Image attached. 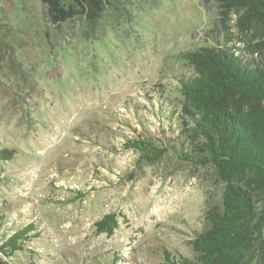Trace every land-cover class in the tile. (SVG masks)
<instances>
[{
	"label": "rangeland",
	"instance_id": "obj_1",
	"mask_svg": "<svg viewBox=\"0 0 264 264\" xmlns=\"http://www.w3.org/2000/svg\"><path fill=\"white\" fill-rule=\"evenodd\" d=\"M100 6L90 18L80 6L53 20L42 0H0V44L20 62L6 70L0 54V149L16 151L0 162V243L29 223L39 232L11 264L192 258L207 208L221 202L215 167L184 161L173 142L179 80L194 74L183 54L233 44L256 57L234 35L226 41L216 0ZM138 138L167 152L138 161L124 147ZM110 212L118 227L97 233Z\"/></svg>",
	"mask_w": 264,
	"mask_h": 264
},
{
	"label": "trees",
	"instance_id": "obj_2",
	"mask_svg": "<svg viewBox=\"0 0 264 264\" xmlns=\"http://www.w3.org/2000/svg\"><path fill=\"white\" fill-rule=\"evenodd\" d=\"M103 1L42 0L53 20L68 18L80 6L90 18ZM216 1L226 41L234 35L256 58L244 59L233 44L183 54L194 74L179 80L181 106L170 112L178 118L173 142L184 161L213 165L224 188L220 204L207 208L204 229L190 242L192 258L174 261L166 254L161 264H264V0ZM13 53L10 44H0L6 70H18L20 62ZM4 64L0 63L2 75ZM124 147L146 163L167 152L166 147L139 138L127 140ZM15 153L13 148L0 149V162ZM94 227L97 233L112 235L117 214H104ZM35 230L36 225L29 223L1 242L0 264H11L14 253L39 235Z\"/></svg>",
	"mask_w": 264,
	"mask_h": 264
}]
</instances>
